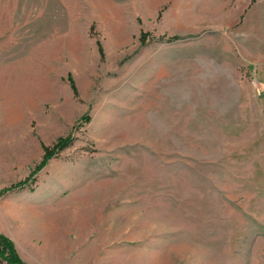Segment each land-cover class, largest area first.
Listing matches in <instances>:
<instances>
[{
    "label": "rangeland",
    "instance_id": "rangeland-1",
    "mask_svg": "<svg viewBox=\"0 0 264 264\" xmlns=\"http://www.w3.org/2000/svg\"><path fill=\"white\" fill-rule=\"evenodd\" d=\"M59 142L27 264H264V0H0V191Z\"/></svg>",
    "mask_w": 264,
    "mask_h": 264
},
{
    "label": "trees",
    "instance_id": "trees-1",
    "mask_svg": "<svg viewBox=\"0 0 264 264\" xmlns=\"http://www.w3.org/2000/svg\"><path fill=\"white\" fill-rule=\"evenodd\" d=\"M65 144L64 142H59L53 147H45V154L42 161L37 165L36 169L31 172L28 179L2 189L0 191V196L10 190L23 187L26 182L33 180L36 172L45 167L59 150L65 148ZM0 259L6 261L8 264H27L19 255L13 240L2 232H0Z\"/></svg>",
    "mask_w": 264,
    "mask_h": 264
}]
</instances>
